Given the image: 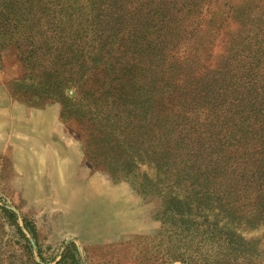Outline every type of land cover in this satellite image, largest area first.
<instances>
[{
	"label": "rangeland",
	"instance_id": "obj_1",
	"mask_svg": "<svg viewBox=\"0 0 264 264\" xmlns=\"http://www.w3.org/2000/svg\"><path fill=\"white\" fill-rule=\"evenodd\" d=\"M131 1L115 0L140 24L137 33L168 32L150 12L152 0L142 8L141 0ZM253 1L211 3L226 6L218 15L230 9L227 29L235 33ZM78 4L88 12L83 0ZM150 65L157 68L154 95L167 99L174 75L158 55L137 65L136 74ZM29 69L25 75L15 51L0 48V264H55L71 244L80 264H264V220L230 194L229 175L203 191L201 214L195 212L191 203L199 200L190 175L179 173V158L166 168L162 146L129 117V81L103 117L94 76L83 86L86 108L73 101L62 112L59 101L43 99L53 69ZM137 84L149 97L147 82Z\"/></svg>",
	"mask_w": 264,
	"mask_h": 264
},
{
	"label": "trees",
	"instance_id": "obj_2",
	"mask_svg": "<svg viewBox=\"0 0 264 264\" xmlns=\"http://www.w3.org/2000/svg\"><path fill=\"white\" fill-rule=\"evenodd\" d=\"M83 1L85 14L79 0H0V48L15 51L25 75L30 65L53 69L43 99L59 101L62 112L73 101L86 108L83 86L94 76L104 117L123 94L121 83L129 81V117L148 129L150 143L162 146L166 168L179 158V173L190 175L189 187L199 200L191 203L195 212L201 214L203 191L229 175L230 194L264 220V146H259L264 141V0L244 5L248 13L239 22L241 33L227 29L230 9L217 14L225 5L152 0L150 12L168 32L151 36L137 33L140 24L130 10L124 16L115 0ZM150 55H158L174 75L167 99L154 95L156 66L136 74ZM139 78L147 82L149 97L139 94ZM134 138L142 140L137 130ZM55 264H80L75 246L68 245Z\"/></svg>",
	"mask_w": 264,
	"mask_h": 264
}]
</instances>
